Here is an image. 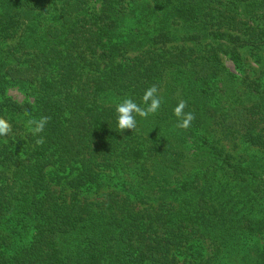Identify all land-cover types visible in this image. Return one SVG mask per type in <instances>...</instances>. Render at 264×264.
<instances>
[{"label":"trees","instance_id":"16d2710c","mask_svg":"<svg viewBox=\"0 0 264 264\" xmlns=\"http://www.w3.org/2000/svg\"><path fill=\"white\" fill-rule=\"evenodd\" d=\"M0 117V264H264V0H0Z\"/></svg>","mask_w":264,"mask_h":264},{"label":"clouds","instance_id":"9594fccd","mask_svg":"<svg viewBox=\"0 0 264 264\" xmlns=\"http://www.w3.org/2000/svg\"><path fill=\"white\" fill-rule=\"evenodd\" d=\"M158 87L153 84L147 88L142 96L143 107L136 103L132 98L125 97L115 107L117 113V130L123 132L126 129L135 130L137 128L136 115L147 118L149 115H154L161 107L162 98L157 95ZM187 102L180 100L177 106L173 109V114L177 117L175 127L179 129H187L191 126V122L195 119L192 112H185ZM135 114V115H134ZM49 117L42 116L39 119L30 118L26 121V127L34 136L42 133ZM12 131V124L4 117H0V136H7ZM38 145L44 143L43 137L36 140Z\"/></svg>","mask_w":264,"mask_h":264},{"label":"rangeland","instance_id":"374dc122","mask_svg":"<svg viewBox=\"0 0 264 264\" xmlns=\"http://www.w3.org/2000/svg\"><path fill=\"white\" fill-rule=\"evenodd\" d=\"M226 65L233 71L237 72L236 66L234 62L231 59H226ZM9 94L13 96L15 99L19 101H24L25 94L18 88V87H12L9 89Z\"/></svg>","mask_w":264,"mask_h":264}]
</instances>
